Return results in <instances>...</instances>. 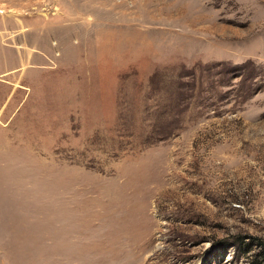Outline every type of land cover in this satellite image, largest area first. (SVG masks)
<instances>
[{
	"label": "rangeland",
	"instance_id": "1",
	"mask_svg": "<svg viewBox=\"0 0 264 264\" xmlns=\"http://www.w3.org/2000/svg\"><path fill=\"white\" fill-rule=\"evenodd\" d=\"M263 247L264 0H0V264Z\"/></svg>",
	"mask_w": 264,
	"mask_h": 264
},
{
	"label": "trees",
	"instance_id": "2",
	"mask_svg": "<svg viewBox=\"0 0 264 264\" xmlns=\"http://www.w3.org/2000/svg\"><path fill=\"white\" fill-rule=\"evenodd\" d=\"M259 254H262L263 256H264V247H263V249L262 250H260L259 252H258V256H259ZM261 257V256H260ZM259 258V257H258ZM261 260V259H260ZM254 261V259H252V261H250V263L251 262H253ZM262 261V260H261ZM261 261H260V263H258V264H262L261 263Z\"/></svg>",
	"mask_w": 264,
	"mask_h": 264
}]
</instances>
